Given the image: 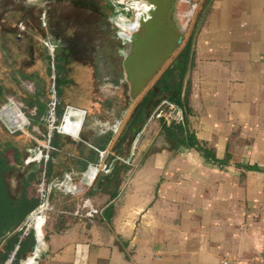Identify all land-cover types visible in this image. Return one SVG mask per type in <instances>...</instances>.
<instances>
[{
  "label": "crops",
  "instance_id": "0c3cea01",
  "mask_svg": "<svg viewBox=\"0 0 264 264\" xmlns=\"http://www.w3.org/2000/svg\"><path fill=\"white\" fill-rule=\"evenodd\" d=\"M171 8L172 0H165L143 18L150 36L139 39L134 52L128 42L122 60L130 54L137 81L124 77L130 104L123 125L116 117L90 115L78 138L73 111H67L63 129L71 135H61L71 143L65 148L70 167L53 160L59 174L49 180L67 172L87 175L90 163L112 156L123 157L125 169L96 190L78 180L73 193L53 190L54 212L30 230L33 243L13 264H72L75 243L87 244L86 264H254L264 255V0H211L192 34L180 96L187 86V126L211 149L213 164L192 148L174 149L150 109L130 120L189 34L178 37ZM29 159L24 167L38 162ZM83 197L100 214L86 220L58 212H71Z\"/></svg>",
  "mask_w": 264,
  "mask_h": 264
},
{
  "label": "trees",
  "instance_id": "16d2710c",
  "mask_svg": "<svg viewBox=\"0 0 264 264\" xmlns=\"http://www.w3.org/2000/svg\"><path fill=\"white\" fill-rule=\"evenodd\" d=\"M206 1L202 0L199 3L196 17ZM41 15H45V25L41 24ZM186 33L183 32L182 35ZM192 34L191 28L183 46L175 55L172 66L165 67L141 96L130 115V120L142 116L146 109L153 108L156 111L161 105L173 104L181 109L182 120L166 122L160 117L161 132L174 149L192 148L200 153L205 162L213 164L218 161L211 149L198 142L187 126L189 113L186 104L187 86L180 96L183 76L189 62ZM16 35L20 36L22 41L15 47L22 49L26 62L13 66L12 71L16 76L10 77L9 80L10 83H14L15 93H18L27 107H35L38 116L45 114L46 117L47 109L44 103L49 101L53 93L56 122L66 106L83 109L86 116L96 114L100 110L103 103L100 102L97 93L99 62L115 61L110 57V48H114L113 39L117 34L110 32L106 14L97 0H47L42 8L25 3V0H0V38L6 36L12 39ZM47 37L55 44L51 53L42 43ZM107 49L108 53L105 54ZM126 50L127 46L124 51ZM119 64L121 65V60ZM20 80L31 82L34 92L27 94L21 91L18 87ZM7 81L0 79V90ZM38 96L45 99L40 101ZM127 97L122 88L121 99L124 102L122 110L128 106ZM15 111L17 112V107H8L0 114L10 127H16L23 121L15 120L18 117ZM70 116L73 120L72 125L78 130L80 117L75 120L73 112ZM23 117L25 118L24 115ZM129 128L130 125L127 132ZM27 134L31 138L28 139L30 144L31 140H34L33 143L43 145L46 140V127H42L38 135L31 134L28 130ZM103 136L106 142L110 135L106 133ZM65 137L56 129H52L48 138L50 149L47 151L48 158L44 165L41 161L33 162L22 170L19 169V165L16 166L22 159L19 149L11 147L14 165H10L3 155L4 147L0 142V264L6 262L10 255H12L10 264H13L24 257L26 249H30L33 243L30 231L21 235L19 228L25 215L37 204L35 188L41 175L43 174L45 180H49L50 177L59 174L53 160H59L62 165H59L60 168L70 167V162L65 165L67 156L65 148L71 143L68 139L64 140ZM83 137V132L78 134V138ZM7 138L8 136H4V144L9 145ZM74 145L75 149L79 144L74 141ZM117 147H113L114 152L117 151ZM97 149L103 150V146ZM74 152L78 153L77 149ZM123 164L114 156L108 157L105 166L109 167V171L106 174H98L93 188L95 190L100 188L109 174L118 169H125ZM10 178L14 179L13 186L10 185Z\"/></svg>",
  "mask_w": 264,
  "mask_h": 264
},
{
  "label": "rangeland",
  "instance_id": "374dc122",
  "mask_svg": "<svg viewBox=\"0 0 264 264\" xmlns=\"http://www.w3.org/2000/svg\"><path fill=\"white\" fill-rule=\"evenodd\" d=\"M98 5L100 8L105 12L106 14V22L109 25V30L113 34L116 32L117 35L114 36L113 42H114V48H110L111 54L110 57L114 58L115 61L113 63L107 62V61H100L99 62V71H98V83H97V93L98 97L100 99V102L103 103L102 106H100V110L96 114H92L91 116H98L101 118H112L116 117L115 119L120 120L121 125H123L124 121L126 120V110L127 109H121L124 105V102L122 101V87L124 83V73L122 71L121 65L119 64L120 60L122 61V57L124 55L123 52H125V48L127 46L128 50V42L130 38V34L133 33L134 30L125 31L122 29V27L119 25V21L123 20L126 22H133L134 14L136 12V9L132 8L129 3L132 1H141V0H97ZM198 5L202 0H195ZM47 0H25V3H29L31 5H34L36 7H43ZM180 5V2L178 3V6ZM45 15H41V24L45 25ZM195 18L193 19L194 22ZM192 22V23H193ZM190 24L188 27V32L191 30V27L193 24ZM21 27L19 28L20 31ZM50 41L52 44V49L54 47V43L51 40V38L47 37L42 40L43 41ZM22 41V38L20 39V36L16 35L12 39L7 38L6 36L3 38H0V79H3V81L6 79L7 82L4 83V86L2 87V90H0V108L5 105H12V107H17V110H19L26 118L27 123L22 126L20 129H17L13 132L8 131V129L4 126V124L0 120V142L3 144L4 147L3 155L8 159L11 165H14V161L12 160V152L11 147L15 146L19 149L20 155H22V159L19 164L16 166L19 167L21 170L26 163H24L23 159L27 156V158L35 159V155L37 152V149L41 147L39 143L32 141V144L29 143L28 139H31L30 136L27 134V130L31 134L38 135L42 129V127H46L47 130V121L45 120V114L38 116L35 110V107H27L24 102L21 101V99L18 96V93H15V85L14 83H10L9 78L12 76H16V74L12 71L13 66L15 64H24L26 61L24 60V56L22 54V49L15 47L16 45H20ZM44 45V44H43ZM45 46V45H44ZM46 47V46H45ZM47 49V48H46ZM126 50V51H127ZM49 53L51 52L47 49ZM108 53V49L105 51V54ZM176 56L172 57L166 67H171L173 64V61ZM128 59L126 60V66L127 71H129L130 64H128ZM116 81V83H114ZM18 87L21 91L32 94L34 92V86L31 82L27 80H20L18 82ZM52 95V94H51ZM128 96V95H127ZM40 101H43L45 98L38 96ZM104 101V102H103ZM109 105L107 104L108 102ZM128 106L130 104V99L127 97ZM106 102V103H105ZM45 109H47V101L44 103ZM128 108V107H127ZM121 110V111H120ZM153 110L150 109V111L147 112L149 114ZM169 111V106L161 105L156 111H154L151 115V120L158 121L160 117L163 118V115L167 114ZM47 114V113H46ZM63 114V112H62ZM61 114V117H62ZM23 115L15 118L16 121L23 120ZM90 116V115H89ZM86 116V113H84L82 123L79 128V133L87 132L88 122L91 121L90 117ZM14 117V116H13ZM61 117L59 120L54 124L58 125ZM4 136H8V141L10 142L9 145L4 144ZM45 143V142H44ZM2 150V148H1ZM21 150V151H20ZM19 155V156H20ZM123 158V157H121ZM10 185H14V179H9Z\"/></svg>",
  "mask_w": 264,
  "mask_h": 264
},
{
  "label": "built area",
  "instance_id": "2783aa9c",
  "mask_svg": "<svg viewBox=\"0 0 264 264\" xmlns=\"http://www.w3.org/2000/svg\"><path fill=\"white\" fill-rule=\"evenodd\" d=\"M180 2V5L178 6V3ZM198 10V3L195 0H177L176 8H175V20L178 24V26L181 29V32L186 33L188 30L189 25L193 22V19L196 16ZM133 30V29H132ZM43 44L46 46V48L51 52L52 50V44L48 40H44ZM55 98L52 93L50 95V99L47 102V114H46V121H47V130H46V140L43 145H41L40 148L37 149L36 155H35V161H41L42 165H44L45 161L48 158V149H50V146L48 144V138L50 136V132L52 129H56L59 133L69 134L63 129V124L65 123L64 114L74 109L70 106H66L63 110V114L61 117V120L58 125H54L56 121L55 117ZM169 111L167 114L163 115V119L168 122L170 120H180L181 114L180 111L176 106L173 104H169ZM83 110V109H82ZM84 111V110H83ZM155 110L152 111V113ZM85 113V111H84ZM17 114L22 116L23 114L17 110ZM2 122V121H1ZM3 123V122H2ZM27 123L26 118L23 117V121L20 122L19 125L16 127L10 129L8 128L4 123V126L8 129V131L13 132L17 129H20L22 126H24ZM114 125H112L113 127ZM79 129L75 133L74 137L78 135ZM99 154L101 152H98ZM121 162L123 161L121 158H117ZM30 161L32 159H29ZM89 173L86 175L84 172L83 174H80L78 176H75L73 172H67L62 178L60 179H54V180H45L43 178V174L40 177L39 182L36 185L35 188V197L37 199V205L32 208L24 217L21 225H20V231L21 235L26 234L32 229L41 227L51 216L52 212H54V208L49 202V196L52 193L53 190H61L64 193H73L72 188L74 187V182L79 181L85 186L90 187L98 173H107L109 171V167L105 166V163H90L88 166ZM81 202L73 209L71 212H67L65 210L58 211L59 213L64 214H70L77 218H84L86 220H90L93 217L100 214V208L93 205L89 198L83 197L80 200ZM86 258H87V244L86 243H75L73 248V255H72V264H86ZM12 259V255H10L9 259L4 262L3 264H10V261ZM222 263H225V261H222ZM254 264H264V255H259L254 259Z\"/></svg>",
  "mask_w": 264,
  "mask_h": 264
},
{
  "label": "water",
  "instance_id": "95a60500",
  "mask_svg": "<svg viewBox=\"0 0 264 264\" xmlns=\"http://www.w3.org/2000/svg\"><path fill=\"white\" fill-rule=\"evenodd\" d=\"M143 2V5L146 8H137L136 12L134 14V18L133 21L135 22L136 20H139L138 22H135V27L133 28V33L130 34V38H129V42L132 43L133 45V49L132 52L135 51V48L137 47V44L139 43L138 40L141 38H144L147 36V38H149L150 36V31H151V26L150 24H148L147 20H143V18L146 15H154L155 13H157L156 11H159V9H161L164 6L165 0H141ZM211 0H207L203 6V8L201 9L199 15L197 16L195 22H194V26H193V33L196 34L200 24L202 22V19L204 17V14L206 12V9L208 8L209 4H210ZM176 4H177V0H172V8H171V12H172V18H171V22H172V26L174 28V31L176 32V34L178 35V37L180 38L182 35L181 29L178 26L176 20H175V8H176ZM148 34V35H147ZM128 59V64H130L129 67V71H127V66H126V60ZM121 65L123 67L124 73H125V79L130 81L132 79L135 80V82L137 81L136 78L133 77V60L129 55H126V57L121 61ZM8 107H12V105H5L3 107L0 108V114H2L5 110H7ZM71 111H73V117L75 120L78 119V116L80 117V121H79V126L78 129L80 128V125L82 123L83 120V116H84V111L82 109H78V108H74L71 109ZM14 113L17 114V112L15 111ZM0 120L10 129L14 128V127H10L8 124H6L3 119L1 118L0 115ZM77 132V131H76Z\"/></svg>",
  "mask_w": 264,
  "mask_h": 264
},
{
  "label": "bare ground",
  "instance_id": "6f19581e",
  "mask_svg": "<svg viewBox=\"0 0 264 264\" xmlns=\"http://www.w3.org/2000/svg\"><path fill=\"white\" fill-rule=\"evenodd\" d=\"M129 5L134 8V9H137V8H146L144 5H143V2L142 1H132L131 3H129ZM137 22L139 20H136ZM135 21V22H136ZM135 22H126V21H119V25L122 27V29H124L125 31H130L132 30L134 27H135Z\"/></svg>",
  "mask_w": 264,
  "mask_h": 264
}]
</instances>
